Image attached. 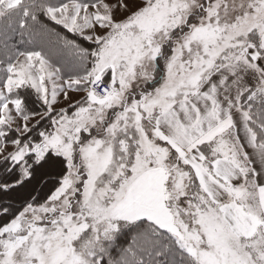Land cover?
Wrapping results in <instances>:
<instances>
[{
	"label": "snow or ice",
	"instance_id": "snow-or-ice-1",
	"mask_svg": "<svg viewBox=\"0 0 264 264\" xmlns=\"http://www.w3.org/2000/svg\"><path fill=\"white\" fill-rule=\"evenodd\" d=\"M0 264H264V0H0Z\"/></svg>",
	"mask_w": 264,
	"mask_h": 264
},
{
	"label": "trees",
	"instance_id": "trees-1",
	"mask_svg": "<svg viewBox=\"0 0 264 264\" xmlns=\"http://www.w3.org/2000/svg\"><path fill=\"white\" fill-rule=\"evenodd\" d=\"M23 47H26V46H23V45H22L21 48H23Z\"/></svg>",
	"mask_w": 264,
	"mask_h": 264
}]
</instances>
